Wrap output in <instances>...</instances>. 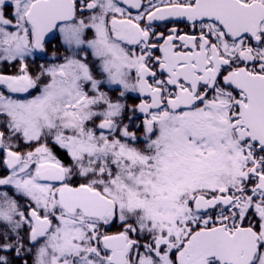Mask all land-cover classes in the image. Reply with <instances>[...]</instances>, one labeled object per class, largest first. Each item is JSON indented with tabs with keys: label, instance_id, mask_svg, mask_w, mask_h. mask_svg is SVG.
I'll return each mask as SVG.
<instances>
[{
	"label": "snow or ice",
	"instance_id": "snow-or-ice-1",
	"mask_svg": "<svg viewBox=\"0 0 264 264\" xmlns=\"http://www.w3.org/2000/svg\"><path fill=\"white\" fill-rule=\"evenodd\" d=\"M0 264H264V0H0Z\"/></svg>",
	"mask_w": 264,
	"mask_h": 264
}]
</instances>
